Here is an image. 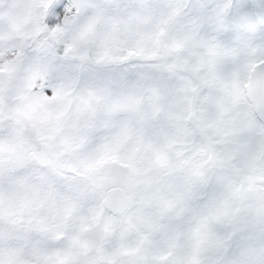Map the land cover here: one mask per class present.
Listing matches in <instances>:
<instances>
[{
    "label": "snow or ice",
    "instance_id": "1",
    "mask_svg": "<svg viewBox=\"0 0 264 264\" xmlns=\"http://www.w3.org/2000/svg\"><path fill=\"white\" fill-rule=\"evenodd\" d=\"M0 264H264V0H0Z\"/></svg>",
    "mask_w": 264,
    "mask_h": 264
}]
</instances>
